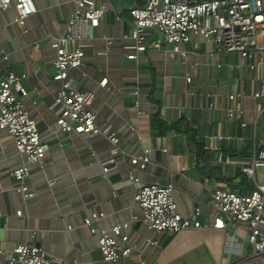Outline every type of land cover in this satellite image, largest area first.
I'll list each match as a JSON object with an SVG mask.
<instances>
[{"label":"crops","instance_id":"crops-1","mask_svg":"<svg viewBox=\"0 0 264 264\" xmlns=\"http://www.w3.org/2000/svg\"><path fill=\"white\" fill-rule=\"evenodd\" d=\"M91 1L105 7L104 19L79 42L82 64L68 75L77 89L94 93L96 122L116 133L117 154L102 134L61 131L56 124L61 108L51 107L59 85L51 43L65 32L74 0H34L37 10L23 27L13 21V9L0 10V72L25 75L26 95L19 97L48 144L42 163L29 165L33 196L24 199L10 175L20 156L13 137L0 129V248L36 244L75 264H106L97 246L99 231L127 223L129 243L137 246L127 264H264V253L253 257L245 225L243 235L211 226L215 210L209 194L213 187L247 193L264 180V167L252 175L243 171L252 166L264 134V98L253 96L264 88V66L231 52L214 58L215 44L195 33L189 34L191 43L179 45L186 57L171 55L173 46L161 42L159 50L129 60L123 50L132 43L123 38L131 32L128 11L144 0ZM148 36L159 37L152 31ZM237 105L229 119L227 109ZM144 149L149 163L143 170L134 166V175L172 183L179 213L199 209L202 228L159 234L143 223L133 187L125 181L130 157ZM108 160L103 174L101 164ZM93 212L103 214L92 221L96 233L84 223ZM154 239L156 245L148 243Z\"/></svg>","mask_w":264,"mask_h":264},{"label":"built area","instance_id":"built-area-1","mask_svg":"<svg viewBox=\"0 0 264 264\" xmlns=\"http://www.w3.org/2000/svg\"><path fill=\"white\" fill-rule=\"evenodd\" d=\"M14 10L13 21L23 27L28 16L36 12L34 0H0V10ZM131 32L123 38L132 43L123 46L125 57L134 60L137 55L148 49H160L161 42L171 44L173 53L186 57L179 49L180 44L191 43L190 33L201 35L216 46L212 57L219 53H237L243 60L257 58L264 66V0H144L140 6L129 8ZM105 7L91 0H74V8L68 18L65 32L55 38L51 46L55 50L53 80L58 82L56 96L51 107L61 108L56 116V124L61 131L77 134H102L113 145L112 154L119 152L116 133L110 128L97 124L93 108L95 95L89 90L77 89L69 79V71L82 64L84 52L79 42L88 33L89 28L99 26L104 19ZM158 34L150 38L148 32ZM106 43L109 40L106 38ZM197 48L196 43H192ZM25 75L13 71L0 72V129L13 137L14 145L20 156V163L10 172L15 181L16 190L24 199L33 196L29 189V165L41 164L48 144L39 134L36 122L30 116L22 99L26 91L21 80ZM189 80V78H187ZM106 78L100 82L102 86ZM137 94V92H135ZM256 98H264V88L253 92ZM234 99V95L229 96ZM138 103L136 102V105ZM238 105L227 109V116L233 119ZM264 111V106L261 109ZM148 149L130 157L131 167L126 185L133 187L134 199L138 203L142 221L148 228L159 234H172L185 229H200L199 209L189 216H183L177 209L172 183L161 184L157 181L145 182L134 175V166L143 170L149 163ZM165 151V149L163 150ZM111 160L103 162L102 172L106 174ZM264 167V134L259 138L258 147L251 167L243 171L252 175L254 168ZM212 206L215 210L211 226L214 229L236 228L243 235L240 226L248 230V241L252 246L253 257L264 253V180L257 182L253 190L247 193L227 191L219 187L209 190ZM17 215L21 212L17 211ZM102 213L93 212L84 219L93 233L96 229L92 221ZM135 219V218H133ZM127 223H118L110 229L100 230L97 246L106 264H127L137 246L129 243L125 232ZM34 234V232H33ZM156 245L157 240H150ZM0 264H75L64 258L47 254L36 244L20 243L11 250L0 248ZM139 264H144L142 261ZM234 264H245L237 262Z\"/></svg>","mask_w":264,"mask_h":264},{"label":"rangeland","instance_id":"rangeland-1","mask_svg":"<svg viewBox=\"0 0 264 264\" xmlns=\"http://www.w3.org/2000/svg\"><path fill=\"white\" fill-rule=\"evenodd\" d=\"M260 171L262 170V168L261 169H259Z\"/></svg>","mask_w":264,"mask_h":264}]
</instances>
